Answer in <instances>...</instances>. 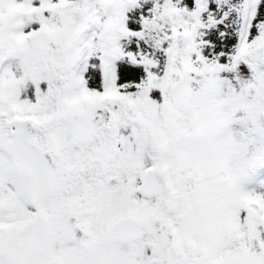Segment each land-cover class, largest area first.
Segmentation results:
<instances>
[{"label":"snow or ice","instance_id":"snow-or-ice-1","mask_svg":"<svg viewBox=\"0 0 264 264\" xmlns=\"http://www.w3.org/2000/svg\"><path fill=\"white\" fill-rule=\"evenodd\" d=\"M0 264H264V0H0Z\"/></svg>","mask_w":264,"mask_h":264}]
</instances>
